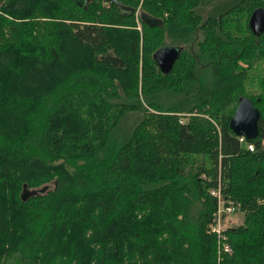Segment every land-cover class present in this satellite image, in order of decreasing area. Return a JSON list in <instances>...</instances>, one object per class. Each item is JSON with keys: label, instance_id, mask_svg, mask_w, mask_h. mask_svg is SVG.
Segmentation results:
<instances>
[{"label": "trees", "instance_id": "1", "mask_svg": "<svg viewBox=\"0 0 264 264\" xmlns=\"http://www.w3.org/2000/svg\"><path fill=\"white\" fill-rule=\"evenodd\" d=\"M257 8L143 0L160 25L139 18V35L105 1L0 0V264H264ZM163 47L180 49L166 74ZM242 97L260 114L251 140L229 127ZM211 190L242 215L220 237L230 254Z\"/></svg>", "mask_w": 264, "mask_h": 264}, {"label": "water", "instance_id": "2", "mask_svg": "<svg viewBox=\"0 0 264 264\" xmlns=\"http://www.w3.org/2000/svg\"><path fill=\"white\" fill-rule=\"evenodd\" d=\"M93 0H75V3L81 9H86L87 5ZM105 1L109 4L115 5L118 13L121 15H129L134 13L135 10L132 8L124 6L118 0H100ZM140 20L149 25V26H157L160 25V21L155 18H151L149 15L145 13H139ZM248 28L249 30L255 34L259 35L264 31V9L257 8L255 9L249 19H248ZM180 54V49L176 47H163L158 49L154 54L153 58L156 62L157 67L162 73H168L172 67L176 59ZM259 111L255 108L252 102L246 98H240L238 105L234 110V114L230 120L229 127L234 135L239 137H244L246 139H253L258 134V120H259ZM44 190V189H42ZM41 190V191H42ZM36 191H29L24 186L23 192L21 194V198L23 200L27 199L30 196L35 195Z\"/></svg>", "mask_w": 264, "mask_h": 264}, {"label": "rangeland", "instance_id": "3", "mask_svg": "<svg viewBox=\"0 0 264 264\" xmlns=\"http://www.w3.org/2000/svg\"><path fill=\"white\" fill-rule=\"evenodd\" d=\"M142 1L143 0H139V3L135 9L136 12L134 14L136 20L135 29L139 32V35H141L142 28L140 26V22L137 15L141 10ZM234 1L236 0H218V5H220L221 7L222 5L231 4ZM139 119H140V114L138 113L128 115L124 120V122L122 123V126L120 127L121 132L126 133L128 135L131 129L133 128V126L139 121ZM241 223H242V215L237 211L232 214L223 216L222 222H220V227H222V229H225L227 227L238 226Z\"/></svg>", "mask_w": 264, "mask_h": 264}, {"label": "built area", "instance_id": "4", "mask_svg": "<svg viewBox=\"0 0 264 264\" xmlns=\"http://www.w3.org/2000/svg\"><path fill=\"white\" fill-rule=\"evenodd\" d=\"M242 141V138L240 139ZM247 149L252 151L253 146L248 144ZM210 195L217 197L218 202H217V209L214 215V223L210 225V232L215 233L218 238V246L222 252L231 253V248L228 246L226 243H220L221 241V235H222V227H220V222H222V217L232 214L237 211L236 207L233 205H224L222 201L220 200V193L218 190H211ZM219 251V249H218Z\"/></svg>", "mask_w": 264, "mask_h": 264}]
</instances>
